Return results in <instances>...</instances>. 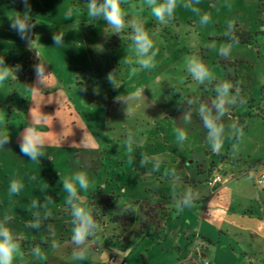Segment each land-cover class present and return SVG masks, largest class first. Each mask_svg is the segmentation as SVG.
Masks as SVG:
<instances>
[{"label":"rangeland","instance_id":"rangeland-1","mask_svg":"<svg viewBox=\"0 0 264 264\" xmlns=\"http://www.w3.org/2000/svg\"><path fill=\"white\" fill-rule=\"evenodd\" d=\"M29 2L32 21L39 22L30 34L34 41L31 48L9 27V16L24 12V6L20 10L21 1L6 0L0 5V36L7 38L3 47L0 45V56L7 66L21 65L17 79L10 78L0 85V120L4 122L0 127H7L10 134L9 142L0 147V220L9 214V226L19 237L21 254L14 264H106L111 254L121 258L114 249H130L126 258L134 264L146 242L137 239L124 246L117 242L126 241L121 239L126 236L134 240L131 233L140 222L147 225L153 221L152 207L145 209L141 202H154L163 194H173L172 169L181 179L191 172L201 180L213 174L214 171L209 173L210 163L220 162L227 154L224 168L237 165V155L246 160L250 156L255 164L261 162L258 158L263 159L264 139L259 135L261 125L255 109L264 84L263 16L258 15L256 0H199L194 7L200 9V14L210 13L212 17L208 25L201 26L200 15L183 7L181 0L173 19L161 24L144 0H127L122 6L130 17L143 19L146 29L154 34L158 49L156 66L130 78V68L136 66L130 28L120 35L107 34L106 21L88 19V0ZM229 22L236 25L234 37L239 32L240 39L248 43L229 42L225 35ZM58 31L65 33L61 46L52 39ZM252 37L257 38V43L251 42ZM213 41L216 49L206 47ZM227 43L233 46L230 57L225 59L218 54V48ZM36 51L47 62L46 74L51 73L45 85L37 82L34 72L33 66L39 63ZM191 56L208 65L217 81H230L234 85L232 94L238 88L243 101L231 106L224 117L226 138L218 153H213L207 129L197 112L200 103L215 97V84L200 85L191 78L186 71V59ZM110 72L120 87L115 88L108 81ZM141 87L145 88V103L133 117L126 119L125 104L118 116L111 115L113 110L108 113L104 94L127 95ZM189 100L193 103L189 104ZM30 109L33 114L40 110L48 115L41 125L49 138L44 149L47 155L38 161H31L20 151V133L31 122ZM188 112L191 121L186 123L184 113ZM234 123L242 128V135L232 133L230 126ZM176 128L187 132L188 139L183 143L177 141ZM126 130L143 140L142 144L133 145L132 152L123 142ZM142 153L161 157L160 170L152 171L151 163L142 167ZM79 171L86 172L90 181L88 190H81L80 195L101 225L100 241L109 246L103 245L101 252L89 248L83 261L71 256L73 225L65 204L67 193L62 188L63 178ZM13 179L22 181L24 186L18 194L9 195ZM230 189L226 188L227 194ZM37 219L39 228L28 226ZM105 223L108 224L103 228ZM107 233L111 236L109 241L104 237ZM53 241L58 248L51 247ZM37 246L46 259L33 255ZM214 249L215 245L210 246V251Z\"/></svg>","mask_w":264,"mask_h":264},{"label":"clouds","instance_id":"clouds-1","mask_svg":"<svg viewBox=\"0 0 264 264\" xmlns=\"http://www.w3.org/2000/svg\"><path fill=\"white\" fill-rule=\"evenodd\" d=\"M24 6V12H16L14 15L9 16V27L16 31L21 39L26 40L29 47L33 44L30 39L32 30L36 24L32 21L31 5L29 0H21ZM127 3V0H88L87 2V17L92 21L103 20L106 21L105 32L107 34L122 33L125 29L130 28L129 39L131 40L132 49L135 53V65L130 68L129 77L137 75L140 71L145 69H152L156 66L155 57L157 56L158 49L155 47L153 35L145 27L143 19L139 16H131L122 6ZM181 0H144V5L151 11L152 16L156 21L161 24L169 22L173 19L175 10L180 5ZM194 3L198 4L199 0H183V7L190 8L193 12L200 15L201 26H206L211 22V14H200V9L194 7ZM228 30L225 35L230 40L234 39L233 22L228 23ZM63 31H58L53 34V42L56 46L64 44ZM232 43L222 44L218 48V54L227 59L231 55ZM206 47L216 49V44L213 41L207 44ZM31 48V47H30ZM36 56L39 63L35 64L34 72L39 84L45 85L47 78L51 73L46 74V64L41 56L36 51ZM21 65L10 67L5 64V60L0 56V85L4 84L7 80L17 79L16 73L20 70ZM186 71L191 78L200 85H212L216 93L215 97L210 102H202L199 104L197 112L203 122V126L207 129V141L213 152H220L226 138V125L224 117L229 114L231 106L238 102H243L239 97V89L236 93L232 94L234 85L228 80L217 81L214 73L199 57L191 56L186 59ZM108 81L113 87H120L117 84L114 73H109L107 76ZM143 87L137 88L127 95H118L115 97L116 102H122L126 105L124 109L126 119L135 115L136 111L145 103ZM86 90V89H85ZM189 104L193 101L189 100ZM31 122L20 133V151L25 156L30 157L31 161H38L40 157L47 155L44 151L46 144L49 143V138L41 130V125L46 123L48 115L39 112L33 114V109H30ZM184 121L186 123L191 121V113H184ZM3 120H0V125H3ZM233 134H243L242 128L237 127L234 123L231 126ZM177 141L183 143L188 139L186 130L183 128L174 129ZM10 140V134L7 127H0V147H4ZM124 144L128 152L133 151V145H140L143 143L141 137L131 130H126ZM149 163L153 165L152 171H159L162 164V158L159 156H149L147 153L141 154L140 164L146 166ZM172 177V192L175 206L178 210L185 207H192L196 199H198V192L191 187H187L182 191L178 188L181 184V177L176 173L175 169L171 170ZM90 181L86 172L79 171L70 177L63 178L62 188L67 193L65 197V204L70 209L72 235L71 243L74 245L71 253L73 260L83 261L87 259L89 248L92 244L96 243L99 239L98 233L101 231V225L96 220L92 208L87 205L83 196L80 195L81 190L87 191ZM23 182L13 179L9 185V195L18 194L23 188ZM36 202H33V207ZM12 217L5 214L3 219L0 220V264H14V261L21 254V246L19 237L15 234L9 226V221ZM29 227L39 228V219L36 222H30ZM51 247L56 249L59 247L56 241L52 242ZM117 254L123 259L127 256L126 252H120L119 249H114ZM33 255L38 259H46L41 252L39 246L33 250Z\"/></svg>","mask_w":264,"mask_h":264},{"label":"crops","instance_id":"crops-1","mask_svg":"<svg viewBox=\"0 0 264 264\" xmlns=\"http://www.w3.org/2000/svg\"><path fill=\"white\" fill-rule=\"evenodd\" d=\"M5 2L6 0H0V5L3 6ZM256 2V10L260 16L264 10V0H256ZM263 19L262 22H264ZM6 42L7 38L1 35L0 45L3 47ZM251 42L257 43V38L252 37ZM117 96H112L110 93L103 95V101L108 103V113L113 110L111 115L115 116H118V112L125 107L122 102L115 101ZM138 113L142 114V112ZM143 114L145 115V111ZM147 115L150 117V113ZM257 118L261 125L259 135L264 139V121L258 116ZM250 143L255 144L253 141ZM227 155L220 162L213 160L210 163L209 173L214 171L212 175L198 180L189 172L181 179L182 186H179V191L191 187L199 194L194 206L178 210L173 194H163L154 202L152 200L146 203L141 202L145 209L166 203L171 220L167 222L165 233L159 236L135 238L131 233L134 240L127 236L121 237L126 239L123 242L127 244L137 239L140 243L146 242L143 245L144 249L141 250L140 258L137 255L134 264H203L204 261L210 264H264V185L259 186L255 183L258 169L264 171V156L262 160L258 158L257 161L261 162L255 164L249 155L246 160L236 154L234 161L238 164L235 165V162H232L234 167L224 168L223 164L228 163ZM259 165L260 167L257 168ZM201 171L205 172L204 169ZM219 171L224 173L222 175L226 180L218 187L219 189H213L209 187L208 180L215 174L222 173ZM229 186L232 189L230 194H227L226 188ZM228 198L230 200L225 201ZM107 224L105 223L103 228ZM139 230L140 225L133 231ZM104 237H107L109 241L111 236L107 233ZM103 245L104 243L98 239L90 246V249L101 252ZM212 245H215V249L210 251ZM104 246L107 248L108 244ZM45 247L48 245L45 244ZM111 255L106 264H121L122 261L129 264L126 257L121 259L115 255V262L111 263Z\"/></svg>","mask_w":264,"mask_h":264},{"label":"trees","instance_id":"trees-1","mask_svg":"<svg viewBox=\"0 0 264 264\" xmlns=\"http://www.w3.org/2000/svg\"><path fill=\"white\" fill-rule=\"evenodd\" d=\"M22 8H23V4L20 5V10ZM239 34L241 33L237 32L236 37H234V39L232 40H230L229 37L227 36L229 42L241 43V44L248 43L247 40H244L242 38L240 39V37L238 36ZM255 109L257 116L264 121V85L260 89V98L258 102L255 104ZM165 205L166 203H160L152 207L153 213L155 214L152 217L153 221H150V224L148 223L147 225L144 222H140V230L134 232L133 234L135 238L136 237L141 238L143 236L154 237V236H159V234L165 233L167 222L171 220V214L167 211ZM117 244L120 246H124L127 243L117 242Z\"/></svg>","mask_w":264,"mask_h":264},{"label":"built area","instance_id":"built-area-1","mask_svg":"<svg viewBox=\"0 0 264 264\" xmlns=\"http://www.w3.org/2000/svg\"><path fill=\"white\" fill-rule=\"evenodd\" d=\"M262 16L264 18V10L262 12ZM261 33L264 35V22L262 25ZM225 180L226 179L222 174L217 173L210 180H208V185L214 188L216 186L223 184ZM255 183L256 185H259V186L264 185V171L263 170L257 172L256 177H255ZM110 262L111 263L115 262L114 256L110 258ZM121 264H126V261H122ZM203 264H210V263L208 261H204Z\"/></svg>","mask_w":264,"mask_h":264}]
</instances>
